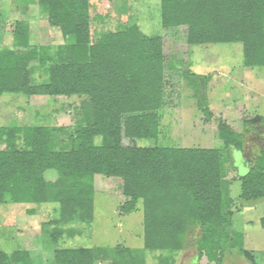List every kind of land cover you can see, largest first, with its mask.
Returning a JSON list of instances; mask_svg holds the SVG:
<instances>
[{
	"label": "trees",
	"instance_id": "obj_1",
	"mask_svg": "<svg viewBox=\"0 0 264 264\" xmlns=\"http://www.w3.org/2000/svg\"><path fill=\"white\" fill-rule=\"evenodd\" d=\"M33 1L65 43L55 52L33 45L29 23L16 22L13 45L0 48V96L76 97L81 102L71 129L0 126V204L58 205V217L42 227L54 244L65 234H78L70 226L93 223L96 175L122 180L126 201L121 213L136 211L140 202L144 206L145 252L125 246L56 248L48 264H147L146 252L160 253L155 264H177L194 228L201 231L200 261L224 264L228 252H236L257 264L243 234L231 229L237 210L231 186L240 183L243 203L264 199V155L238 176L232 149L243 150L244 136L227 121L219 125L221 148L137 145L161 137L164 39L143 33L131 17L105 29L110 18L93 15L94 3L118 0ZM159 1L163 29L187 27L192 46L239 45L245 68H264V0ZM95 22L104 28L93 31ZM38 71L45 79H36ZM188 73L194 90L198 82L206 83ZM205 86H199L200 94ZM256 122L264 123V117ZM124 138L134 144L124 145ZM50 170L59 176L53 182L45 178ZM0 264L35 263L27 250H0Z\"/></svg>",
	"mask_w": 264,
	"mask_h": 264
},
{
	"label": "rangeland",
	"instance_id": "obj_2",
	"mask_svg": "<svg viewBox=\"0 0 264 264\" xmlns=\"http://www.w3.org/2000/svg\"><path fill=\"white\" fill-rule=\"evenodd\" d=\"M108 15L105 29L115 28L118 22L129 17L137 22L143 33L161 36L167 66L165 72L164 107L162 110L161 137L158 141H136L139 146H166L181 148L216 149L222 147L219 139V125L227 121L232 131L243 134L244 146L237 154V175L244 176L264 155V123L256 122L264 117V68H245L242 48L236 44L207 46L189 45L187 27L163 29L160 18L159 0H118L113 3H94L93 15ZM18 21L30 25V39L33 45L56 48L65 43L58 28L51 27L33 0H0V48L13 45V31ZM97 22L93 31H101ZM173 65L174 69H169ZM189 71L206 78V83H197V89L190 86ZM37 80L45 79L38 71ZM204 86L199 92V86ZM198 91V93L196 92ZM81 100L5 94L0 96V126L48 125L71 129L77 119L76 108ZM206 103L205 106L201 104ZM207 111V112H206ZM254 124H249L253 122ZM60 140L66 139L59 136ZM124 145L132 146L134 141L124 138ZM64 144V143H62ZM234 156V154H232ZM252 159L251 165H242V159ZM234 160V159H233ZM235 162V161H234ZM229 168H234L230 162ZM234 172L229 175L231 179ZM58 173H45L48 181L58 179ZM95 200L94 220L91 226L75 224L78 230L74 237L66 234L57 243L43 236L45 222L58 217L56 204H0V250L31 252L35 264L53 262L56 248H93L125 246L138 252L144 250V206L140 202L137 210L129 214L120 212L126 201L123 182L116 178L96 175L94 178ZM240 183L231 186V196L236 209L231 218V229L241 232L244 246L251 252L257 264H264V199L256 202L239 200ZM35 214H29V210ZM201 236L199 228L192 229L186 239L184 251L177 264H206L198 261L197 241ZM160 253L146 252L147 264H155ZM231 255L227 264L246 261ZM227 258L228 255H227ZM242 259V260H241ZM106 264V263H101Z\"/></svg>",
	"mask_w": 264,
	"mask_h": 264
},
{
	"label": "flooded vegetation",
	"instance_id": "obj_3",
	"mask_svg": "<svg viewBox=\"0 0 264 264\" xmlns=\"http://www.w3.org/2000/svg\"><path fill=\"white\" fill-rule=\"evenodd\" d=\"M233 154H234L233 159H234L235 163H237V154H236V152H233ZM252 162H253L252 159H245L244 157L242 159V165L244 164L245 166H247V164L251 165Z\"/></svg>",
	"mask_w": 264,
	"mask_h": 264
},
{
	"label": "crops",
	"instance_id": "obj_4",
	"mask_svg": "<svg viewBox=\"0 0 264 264\" xmlns=\"http://www.w3.org/2000/svg\"><path fill=\"white\" fill-rule=\"evenodd\" d=\"M182 255V254H181ZM231 255H228V257L229 258H227L226 257V259H225V261H224V264H227V262H228V260L227 259H230L231 257H230ZM238 258H241V256H238ZM242 260V259H241ZM198 261H200V260H198ZM239 264H248L246 261H241Z\"/></svg>",
	"mask_w": 264,
	"mask_h": 264
},
{
	"label": "water",
	"instance_id": "obj_5",
	"mask_svg": "<svg viewBox=\"0 0 264 264\" xmlns=\"http://www.w3.org/2000/svg\"><path fill=\"white\" fill-rule=\"evenodd\" d=\"M243 166H245V165L243 164Z\"/></svg>",
	"mask_w": 264,
	"mask_h": 264
}]
</instances>
